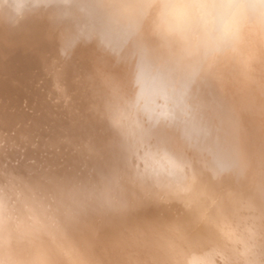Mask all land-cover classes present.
<instances>
[{
    "label": "clouds",
    "instance_id": "clouds-1",
    "mask_svg": "<svg viewBox=\"0 0 264 264\" xmlns=\"http://www.w3.org/2000/svg\"><path fill=\"white\" fill-rule=\"evenodd\" d=\"M52 7V0H0V23L17 26ZM92 7L99 23L134 31L148 61L162 70L161 83L187 87L179 103L145 115L129 100L118 70H110L107 116L124 138L125 169L97 185L68 182L56 195L18 177L0 181V264H102L78 235L125 213L137 192L195 211L197 223H212L215 235L171 220L146 240L136 264H239L238 226L227 205H209L204 195L214 181L264 197V152L249 150L245 126L254 110L264 114V0H96ZM143 79L141 70L136 84ZM206 80L221 94V111L208 124L225 145L222 162L210 169L198 152L151 142L155 129L189 118L196 104L191 87ZM248 210H258L251 197ZM245 255L251 258L244 264H264V245L248 244Z\"/></svg>",
    "mask_w": 264,
    "mask_h": 264
},
{
    "label": "rangeland",
    "instance_id": "rangeland-1",
    "mask_svg": "<svg viewBox=\"0 0 264 264\" xmlns=\"http://www.w3.org/2000/svg\"><path fill=\"white\" fill-rule=\"evenodd\" d=\"M53 2L65 7L70 15L73 14L72 17L74 19L82 22V26L81 24H78L81 29H79L80 31L78 32L82 31V34H79L78 32V34L75 33L76 35L73 32H71V34H66V29L61 27H58V29H61L60 31L57 28L52 31L49 29L50 33H46L48 30L43 27L37 28L35 30L36 33L31 32L26 28V32L24 33H26L25 35H27V37L34 36L32 33L35 35L42 34L47 37V43L51 40L52 35L55 34L54 32H56V37L59 39L61 38L60 41L63 44L61 45V42L59 41V46H56L57 50L54 45L49 46L53 52H55V50L56 52L61 50L58 53V56L55 55L49 57L45 54L47 50H44L43 54H41L44 61L51 63L50 68L53 73L51 74V77H48L51 78L49 80L44 76L45 74L41 67L42 63L38 57H31L24 53L28 50V48L24 49L27 46L21 45L22 47H20L18 53L17 51L11 53L12 59L17 58L16 55H18L22 61L24 56H28L27 59L25 58V62L23 61L25 65L22 67L27 74L25 78L19 76L21 73H15L18 72L17 70H12L11 68V72L6 70V62L0 58V181H3L4 179L6 180L12 174L14 177L17 176L18 178H23L22 180L28 183L31 182V185L32 183L33 185H39L40 187L47 189L52 195H56L68 182H83L88 185H97L100 184L105 177L110 176L116 170H123V168L125 169L126 167L125 162H127V159H123L124 155L123 152H121V147L124 145H121L119 139H115L118 138L120 132H118L112 124L111 126H108L110 122L107 116V88L105 84H103V81H105V76L110 70L117 68L120 81L132 103L140 108L144 107L146 104L153 105H148L149 107L147 106L145 109L141 108L145 115H149L153 110L167 109L169 106L179 103L182 99L183 90L187 85H181L178 81L168 80L161 83V80L159 81L158 78L160 79L162 70L155 68L148 61L146 53L142 51V48H138V46L140 47V44H138V40L132 29V31L129 30V32L128 28L115 29L98 22L97 15L92 7L96 0H52V3ZM42 11L41 17L44 19L49 11ZM5 24L6 23H0V28ZM96 26L100 27H98L100 31ZM10 28H13L15 32V34L13 33L14 35H19L18 30L16 31V29L19 28V25L10 26ZM96 29H98V31H96ZM62 30L65 31L63 34L61 33ZM88 30L91 32L89 33ZM122 30H124V34L122 33ZM110 31L116 34L118 32V34L114 35L113 33H110ZM52 32L53 34H51ZM109 33L111 37L109 36ZM25 35H20L19 37ZM77 35L80 36L78 37ZM120 35H122L121 37L126 36L125 39H116V37H119ZM65 37H72L73 39L67 40ZM127 37H134L135 39ZM36 39L37 40L35 41L40 42L37 37ZM32 40L33 39H28V42H32ZM118 40H120L121 44H119L120 42ZM126 40L128 41L129 46L136 48H131L132 50L135 49V52L132 51L130 47L128 48L131 52L127 47H124ZM134 43L136 46H134ZM34 44L36 45V43L30 45L34 46ZM117 45L123 46L120 48L121 46ZM60 46L64 47L61 48ZM53 48L55 50H53ZM58 48L60 49L59 51ZM118 48H120V51H118ZM121 49L127 50L124 52ZM52 51L49 52L53 53ZM121 51L124 52L125 55ZM127 51L130 52V54L127 53ZM138 51L140 53H138ZM120 52L122 53L123 59L121 58ZM1 53L0 50V56ZM137 53L139 61L136 55ZM128 54L135 55L136 57L129 56ZM9 55L6 58H8ZM127 56L131 57L134 62H130L131 58H127ZM69 57H72L70 62L67 60ZM127 59H129V61H127ZM119 60H121L120 62L122 63H120ZM64 61L67 65L66 67H68L69 64L70 68H66L63 65ZM135 61L138 63L134 67L133 63L135 64ZM118 62L124 66L122 65V67H120ZM71 63H74L73 65L77 63V67L72 69L70 66ZM128 66L133 67H130V69ZM40 69H42V71ZM60 70L62 72L65 70L67 74L69 70H73L74 73L72 72L73 74L70 73V75H72L74 79H69V74L68 76L63 75L62 72L59 74L58 71ZM141 70L144 73V79L139 86L140 88H138L136 87V78ZM56 72L59 75H57ZM42 73L43 75L41 76ZM53 77L54 80L52 79ZM97 79L102 80V82ZM156 80L157 83L155 84ZM154 84L160 86H155L156 88H154ZM134 86L135 89H133ZM199 86L201 85L196 84L191 87L192 94L195 98H198L199 96L211 97L213 94L215 95L220 92L218 86L212 80H208L202 88ZM156 89L158 91H156ZM164 89L166 93L164 91V95H160L159 93H162ZM135 90H137V93ZM159 90H161V92ZM134 92L137 96L139 95L136 97L138 100L137 102L136 98L135 100L131 98L132 93L136 95ZM151 96H153L154 99ZM145 100H147V103L144 102L146 104L143 105V101ZM148 101L150 103H148ZM216 105L221 110V105ZM193 110L188 120L193 117ZM209 113L210 112L207 114L209 115ZM254 114L256 115L257 127H260L261 131H263L264 114L259 110H255ZM11 115H13L12 118ZM10 118L12 123L10 122ZM195 119L198 120V118ZM195 119L192 118L190 120ZM246 120L245 122L249 123L248 117H246ZM106 121H108L107 124L105 123ZM176 126H179V124ZM154 131L161 133L173 132V130L170 128L168 129V127L157 128ZM151 142L153 144H158V141H155L154 139H152ZM160 145L163 144L161 143ZM9 162L12 165L9 164ZM36 163H38V165ZM22 167L24 169L23 171ZM204 167L210 169V166L206 162H204ZM6 171H8V173ZM7 175L9 176L7 177ZM215 183L216 182L214 181L211 182L205 193L216 195V193H218L216 191H224L225 188L230 189L229 187L231 186L229 184H218L215 186ZM139 199L141 200L139 201ZM130 201L131 203L128 210L131 211L127 210L120 215L105 217L97 226L85 228L78 235V239L82 246L85 248L91 247L97 254H99L98 258L102 261V264H106V262L107 264H125V262L128 264L130 260L132 261V263L130 262L131 264H136L139 256L140 259L142 258L141 255L138 254L141 251L138 247H142L140 238H144L143 234L146 231L145 229L151 225L152 220L158 224L162 222L164 224L174 219L186 221L188 220L185 219L186 215L189 217L190 214L195 212H187L181 206L176 204L167 206L158 205L150 196L140 192H137L135 196H130ZM132 202H134V204ZM138 204H140V206ZM139 210H141V212ZM97 227H99L100 230L98 235ZM136 241L141 245H134ZM136 256L138 257L137 259ZM122 258L126 261H122ZM114 259H117L118 262ZM118 259H120L121 262Z\"/></svg>",
    "mask_w": 264,
    "mask_h": 264
},
{
    "label": "bare ground",
    "instance_id": "bare-ground-1",
    "mask_svg": "<svg viewBox=\"0 0 264 264\" xmlns=\"http://www.w3.org/2000/svg\"><path fill=\"white\" fill-rule=\"evenodd\" d=\"M53 7L50 8V9H47L49 12H47V15L45 16L44 19H42L41 17V14L42 12L37 15H34L28 19H26L24 22L21 23V26L19 25V28L16 29V31L18 30L19 32V35H14L15 32L13 30V28H10V26L8 24H5L3 25L1 28H0V50H1V56L0 58L3 59L4 62H6V65L5 68L6 70H10V68L12 70H17L18 72H15V73H21V75H19L20 77H23L25 78V76H27V74L24 72V70L22 69V67H24L25 65V58L27 59L28 56H24L23 58V61L21 60V58L17 56V58L15 59H12L11 58V53H14L17 51L20 50V47H22L21 45L23 46H27L25 47L24 49H27V51H25L24 53L26 55H30L31 57H38V59L41 60V63H42V69H43V72H44V76L45 78L47 77H51V74L53 73V71H51V66H50V62H47V61H44L41 54H43L44 50H47L45 52V54H47L49 57H53V56H58V53L61 51L59 48H58V51L59 52H56L57 50V47L59 46L60 44V39L58 37H56V32H54L55 34H53V32L51 34L52 37H51V40L47 43V37L43 36L42 34H34L32 33L34 36H28L25 35L26 33V28L31 31V32H35V30L37 28H40V27H43V28H47L48 32L46 33H50V30H55V28L58 29V27L60 28H65L66 29V34H71V32H73L74 34L77 33L78 31H80L81 29L79 28V25L78 24H81L82 26V22L77 20V19H74L72 15H70L69 11L65 8V7H62L61 5L57 4L56 2H53ZM92 25V24H90ZM94 26V25H93ZM92 26V27H93ZM97 27V26H96ZM99 27V26H98ZM97 27V28H98ZM103 27V26H102ZM89 28V26H88ZM100 28V27H99ZM98 28V29H99ZM111 28V27H110ZM64 29V30H65ZM80 29V30H79ZM98 29H96V31H98ZM59 31L61 29H58ZM64 30H62V34L65 32ZM102 30V29H101ZM104 30V29H103ZM131 30V28L129 29L128 28V31ZM84 31V30H83ZM89 31V30H88ZM100 31V29H99ZM105 31V30H104ZM120 31V30H119ZM124 30H122V33H123ZM127 31V30H125ZM132 31V30H131ZM82 32V31H81ZM81 32H78L79 34H82ZM85 32V31H84ZM91 31H89L90 33ZM130 32V31H129ZM14 33V34H13ZM36 33V32H35ZM59 33V32H57ZM60 33V34H61ZM77 33V34H78ZM98 33V32H96ZM105 33V32H103ZM110 33H113L110 31ZM110 33H109V36H110ZM125 33V32H124ZM123 33V34H124ZM127 33V32H126ZM73 34V35H74ZM84 34H87V33H84ZM95 34V33H93ZM108 34V33H107ZM114 35H117L116 33H113ZM112 34V35H113ZM20 35H25V36H22V37H19ZM55 35V36H54ZM76 35V34H75ZM100 35V34H99ZM103 35V34H102ZM130 35V34H129ZM133 35V34H132ZM131 35V36H132ZM61 36V35H60ZM78 36V35H77ZM80 36V35H79ZM78 36V37H79ZM84 36V35H83ZM91 36V35H90ZM122 35H120L119 37H116V39H125V37H121ZM128 36V34H127ZM36 37L40 40V42L38 41H35L37 40ZM70 37V35H69ZM69 37H65L67 40H70V39H73L72 37L69 38ZM75 37V36H74ZM85 37V36H84ZM92 37V36H91ZM98 37V36H97ZM111 37V36H110ZM121 37V38H120ZM109 38V37H108ZM107 38V39H108ZM115 38V37H114ZM127 38H131L133 39L132 37H127ZM137 38V37H136ZM28 39H33L32 42H28ZM92 39V38H91ZM104 39V38H102ZM111 39V38H110ZM135 39V38H134ZM82 40V38H81ZM113 40V39H112ZM60 41V42H59ZM92 41V40H91ZM91 41H89L90 43H92ZM103 41V40H102ZM105 41V40H104ZM120 42V40H118ZM135 41V40H134ZM82 42V41H81ZM116 42V41H115ZM118 42V43H119ZM131 42V41H129ZM133 42V41H132ZM32 43H36V45L34 44L33 45H30ZM117 43V44H118ZM137 43V42H136ZM39 44V45H38ZM41 44V45H40ZM63 43L61 42V45ZM121 44V42L119 43ZM128 41L126 40V43L124 44V47H130L131 48H135V47H131L128 45ZM139 44V42H138ZM51 45H54L56 48V50L53 48V50H55V52H53L49 47ZM47 46V48H46ZM117 46H121V45H117ZM123 46V45H122ZM122 46L120 48H122ZM134 46L135 43H134ZM35 47V48H33ZM64 47V46H63ZM61 47V48H63ZM118 48V51H120ZM138 48H141V46ZM50 49V50H49ZM125 49V48H124ZM129 49V48H128ZM129 49V50H130ZM136 49V48H135ZM135 49H131L132 51H136ZM122 51H126V50H123L121 49ZM130 50V52H131ZM141 50V49H139ZM49 51H52L53 53L49 52ZM121 51V52H122ZM143 51V50H142ZM28 52V53H27ZM120 52V55H121V58L123 59V56H122V53L125 55L124 52L121 53ZM130 52L127 51V53L130 54ZM133 53V52H132ZM138 53H140L138 51ZM138 53L136 54L137 55V58H138ZM10 54V55H9ZM128 54V55H129ZM134 54V53H133ZM9 55L8 58H6L7 56ZM117 55H118V52H117ZM119 55V56H120ZM141 55V54H140ZM129 56H132L134 57L133 55H129ZM127 56V58H131ZM142 56V55H141ZM145 56V55H144ZM136 57V56H135ZM146 57V56H145ZM136 58V59H137ZM118 59V58H117ZM126 59V57H125ZM124 59V61H125ZM74 61V60H73ZM121 60H119L120 62ZM127 61H129V59H127ZM134 62V60L131 58L130 62ZM138 61H139V58H138ZM75 62V61H74ZM118 62V63H119ZM146 62V60H145ZM144 62V63H145ZM148 62V61H147ZM24 63V64H23ZM117 63V62H116ZM122 63V62H120ZM119 63V64H120ZM138 63V62H137ZM136 61H135V64L133 63V66L135 67V65L137 64ZM140 63V62H139ZM143 63V62H141ZM72 64V63H71ZM71 68L74 69L75 67H77V63L75 65H71ZM118 64V66H119ZM132 64V63H131ZM146 64V63H145ZM63 65L66 67L67 65L65 64V61L63 62ZM117 65V64H116ZM123 64H120V67H122ZM143 65V64H142ZM38 66V65H37ZM124 66V65H123ZM126 66V65H125ZM133 66H128L129 68L130 67H133ZM139 66V65H138ZM142 67V66H141ZM63 68V66H62ZM66 68H70L69 67V64H68V67ZM119 68V67H118ZM126 68V67H125ZM39 69V68H38ZM42 69H40L42 71ZM117 69V68H116ZM128 69V68H127ZM131 69V68H130ZM23 70V71H22ZM63 70V69H62ZM68 71V70H67ZM37 72V71H36ZM59 74H61L60 72H62L61 70L58 71ZM66 71L64 70V72H62L63 75H67L69 74V79H74L72 77V75H70V73L73 72L72 71H68V74L67 72L65 73ZM74 73V72H73ZM72 73V74H73ZM57 74V72H56ZM57 74V75H59ZM43 75V73L41 74V76ZM39 76H40V73H39ZM55 77V76H54ZM54 77L52 78L54 80ZM51 79V78H48V80ZM158 80L160 81V79L158 78ZM157 83V80L155 81V84ZM160 83V82H159ZM154 84V88H156L155 86H160V85H155ZM141 85V84H140ZM139 85V86H140ZM138 85H136V87L140 88ZM133 89H135V86L133 87ZM138 90V89H137ZM137 90L136 93H137ZM162 90V89H161ZM161 90H159L161 92ZM167 90V88H166ZM139 91V90H138ZM156 91H158L156 89ZM164 91L165 89L163 90L162 93H159L160 95H164ZM135 93V92H134ZM135 93V94H136ZM156 93V92H155ZM166 93V91H165ZM158 94V95H159ZM143 95V94H141ZM159 95V96H160ZM201 95V93H200ZM133 96V97H132ZM139 96V95H138ZM137 94L134 95L133 93L131 94V98L135 100L136 97H138ZM153 96L155 97V95L153 94ZM151 96V97H153ZM149 97V98H151ZM153 97V99H154ZM141 98V97H140ZM148 98V99H149ZM206 98L205 96H199L198 98H196V100H199V101H202V99ZM133 100V101H134ZM137 98H136V102H137ZM16 102V101H15ZM147 103V100L143 101V105H145ZM140 103V102H139ZM148 103H150L148 101ZM153 104V103H152ZM210 106L207 104H204L202 105V102L199 104L200 108H197V113L196 115H194V112L192 113V115L194 116L193 119L195 118H198V120H194L195 123L201 121L199 124L197 125H193L191 126L190 123L192 122V120H186L184 121L183 123H177V124H174V125H171V126H168V129L170 128L171 130H173L172 133H167V132H156V131H153L152 134H151V140L154 139L155 141H158V144H163V146H166V147H169L171 149H174V150H177V151H180V150H186V151H189V152H192V151H195V152H198L200 153L203 158H204V162H206L210 168L216 164V163H220L222 162V159H223V156H224V152H225V145H224V142L223 140L217 136L213 130L209 127V124H208V121L210 119H213L214 117H216L219 113H220V109L219 107L215 104V105H212V103H210ZM140 105V104H139ZM148 105H151V104H148ZM147 104L144 106V107H141V108H147L148 106ZM202 105V106H201ZM153 106V105H151ZM2 107V106H1ZM149 107V106H148ZM13 108V107H12ZM211 110V111H210ZM255 111V110H254ZM24 112V111H23ZM208 112L209 115L207 114ZM8 114V113H7ZM13 114V113H12ZM21 114V113H20ZM38 115V114H36ZM35 115V116H36ZM13 115H11V118H12ZM40 116V115H39ZM255 114L253 113L252 115L248 116V119H249V123L245 122V126H246V141H247V147L249 148V150L251 152H254V153H260V152H264V130L261 131L260 127H257V120L255 118ZM1 117V116H0ZM11 118H10V122H11ZM21 118V117H20ZM37 118V117H36ZM22 119V118H21ZM34 120V119H33ZM40 121V120H39ZM247 121V120H246ZM3 122V121H2ZM6 122V121H4ZM43 122V121H41ZM110 122V121H109ZM8 123V122H7ZM12 123V122H11ZM106 124L108 123V121L105 122ZM10 124V123H9ZM98 124V123H97ZM179 126H176L178 125ZM194 124V123H193ZM45 125V124H44ZM111 126V123L108 124V126ZM11 126V125H10ZM42 126V125H41ZM105 128H106V125H105ZM264 128V127H263ZM14 131V130H13ZM54 132V131H53ZM60 133V131H59ZM184 133H187L186 135L188 137H184ZM8 134V133H7ZM42 135V134H40ZM60 136V135H59ZM5 137V136H4ZM25 137V136H24ZM7 138V137H6ZM26 138V137H25ZM53 138V137H52ZM59 138V137H58ZM8 139V138H7ZM115 139H119L120 142H121V145H124V138L123 136L121 135V133H119L118 135V138H115ZM193 140V141H192ZM64 141V140H63ZM26 142V141H25ZM119 142V143H120ZM63 143V142H62ZM97 144V143H96ZM34 146V145H33ZM94 146V145H93ZM11 147V146H10ZM39 147V145H38ZM60 148V147H59ZM93 148V147H92ZM122 151L123 152V155H124V158L123 159H127V156H126V152H125V147L122 146L121 147ZM30 150V149H29ZM28 150V151H29ZM50 154V153H49ZM35 155V153H34ZM50 156V155H49ZM11 157V156H10ZM35 157V156H34ZM35 159V158H34ZM41 159V158H40ZM56 159V158H55ZM11 160V159H9ZM23 160V159H22ZM26 161V159H25ZM31 161V159H30ZM12 162V161H11ZM15 162V161H14ZM54 162V161H53ZM56 162V161H55ZM126 163V162H125ZM9 164H11L9 162ZM28 164V163H27ZM32 164V163H31ZM38 165V163H36ZM45 164V163H44ZM12 165V164H11ZM9 165V166H11ZM13 165H16V164H13ZM20 165V164H19ZM35 165V164H34ZM12 167V166H11ZM21 167V166H19ZM18 167V168H19ZM37 168V167H36ZM14 169V168H13ZM11 169V170H13ZM27 169V168H26ZM38 169V168H37ZM40 169V168H39ZM120 169V168H119ZM9 170V169H8ZM21 170V169H20ZM23 167H22V171H23ZM42 170V169H41ZM49 170V169H48ZM124 170V168H123ZM35 171V169H34ZM38 171V170H36ZM40 171V170H39ZM8 173V171H6ZM12 172V171H11ZM47 172V171H46ZM52 172V171H51ZM49 172V173H51ZM6 173V174H7ZM13 173V172H12ZM16 173V172H15ZM22 173V172H21ZM3 174V173H2ZM20 174V173H19ZM24 174V173H23ZM36 174V172H35ZM18 175V174H17ZM30 175V174H29ZM9 175H7L8 177ZM12 176V174H11ZM19 176V175H18ZM31 176V175H30ZM34 176V174H33ZM44 176V175H43ZM47 176V175H46ZM3 177V176H2ZM6 177V176H4ZM17 177V176H16ZM23 177V176H22ZM59 177V176H58ZM31 178V177H30ZM34 178V177H33ZM40 178V177H39ZM38 178V180H39ZM49 178V176H48ZM21 179V178H20ZM23 179V178H22ZM37 179V178H35ZM34 179V180H35ZM43 179V178H42ZM5 180V179H4ZM26 180V178H25ZM32 180V178H31ZM29 180V181H31ZM43 181V180H42ZM49 181V180H48ZM45 183V182H44ZM31 184V182L29 183ZM33 185V183H32ZM218 184L215 183V186H217ZM229 186V185H228ZM226 186V187H228ZM43 188V187H42ZM53 188V187H52ZM230 189H227L225 188L224 191H216L218 193H216V195L214 194H209V193H205L204 195V200H206L205 202L209 205H211L213 203V200H216V205L215 207H221V206H224V205H227L228 207V212H227V215H228V218L235 224L238 226V233L242 234V239L239 240L236 244H235V256L236 258L239 260V264H244L245 260L246 259H250L251 257L250 256H246L245 255V252H246V248H247V245L252 243V242H256L257 244L259 245H264V197L261 196V194L254 190V189H248V188H244V189H237L236 186L234 185H231L229 187ZM213 190V189H212ZM55 191V190H54ZM56 192V191H55ZM240 192H243V195L240 196L238 195V193ZM211 193V192H210ZM223 194V195H222ZM55 195V194H54ZM214 197V198H212ZM249 197L252 198V201L253 203L256 205L257 207V211H251V210H248V199ZM211 198V199H210ZM141 199H139L140 201ZM134 204V202H132ZM141 203V202H140ZM146 203V202H145ZM137 204V203H135ZM142 204V203H141ZM150 204V203H149ZM140 206V204H138ZM138 206V207H139ZM144 206V205H143ZM146 206V205H145ZM148 206V205H147ZM132 207V206H131ZM130 207V208H131ZM142 207V206H141ZM143 208H146V207H143ZM138 210V209H137ZM147 210V209H146ZM128 211H131V210H128ZM134 211V210H133ZM141 212V210H139ZM130 213V212H129ZM131 214V213H130ZM135 214V213H134ZM185 217V216H184ZM186 215V218L185 219H188L186 221H183L185 223H188V224H191L193 226V231L196 232V233H199L200 235L202 236H205V237H211V236H214L215 235V226L210 223V222H199L197 223V220H198V217H197V214L194 212L192 214L189 215ZM110 219V218H108ZM114 219V218H113ZM130 219V218H129ZM180 220V219H179ZM103 221V220H102ZM181 221V220H180ZM128 222V220H127ZM169 222V221H168ZM119 223V222H118ZM167 223V222H166ZM166 223L163 224L160 223H155L153 220L151 221V225L146 228L145 232H144V238H140V241H141V244H142V247L143 245L145 244L146 240L148 238H150L157 230H159L163 225H165ZM120 224V223H119ZM135 226V224H134ZM123 230V229H122ZM144 230V229H143ZM100 231V230H99ZM139 231V230H138ZM90 232V231H89ZM130 233V232H129ZM126 234V232H125ZM134 234V233H133ZM138 234V233H137ZM129 235V234H128ZM136 235V234H135ZM121 236V235H120ZM140 236V235H139ZM131 237V236H130ZM93 238V237H92ZM127 238V237H126ZM134 238V237H133ZM94 239V238H93ZM99 239V238H98ZM115 240V238H114ZM124 240V239H123ZM126 240V239H125ZM145 240V241H144ZM100 241V240H99ZM87 242V241H86ZM125 242V241H124ZM130 243V242H129ZM139 244L137 241L134 243V245H141ZM128 245V244H127ZM105 246V245H104ZM138 247V246H136ZM135 247V248H136ZM142 247H138L139 250L142 249ZM88 248V247H87ZM97 249V248H96ZM125 249V248H124ZM99 250V249H98ZM109 250V249H108ZM112 250V249H111ZM115 250V249H114ZM118 251V249H117ZM124 252V251H123ZM141 252V251H140ZM139 252V253H140ZM138 253V254H139ZM99 255V254H98ZM120 255V254H119ZM125 255V254H124ZM123 255V256H124ZM140 255V254H139ZM141 257L143 258V256L141 255ZM130 258V257H129ZM138 257L136 256V259ZM141 258V259H142ZM261 259H264V257H260ZM132 259V258H131ZM140 259V256L139 258L137 259L138 260H141ZM115 260V259H114ZM120 260V259H118ZM116 262L117 259L115 260ZM114 261V262H115ZM122 261L123 258H122ZM126 261V260H125ZM124 261V262H125ZM136 261V260H134ZM136 261V262H137ZM106 262V261H105ZM121 262V260H120ZM119 262V263H120ZM130 262L132 263V261L130 260ZM129 262V263H130ZM110 263V262H109ZM128 263V264H129ZM130 263V264H131ZM134 263V262H133ZM107 264V262H106ZM118 264V263H117ZM125 264H127L125 262ZM135 264V263H134Z\"/></svg>",
    "mask_w": 264,
    "mask_h": 264
},
{
    "label": "water",
    "instance_id": "water-1",
    "mask_svg": "<svg viewBox=\"0 0 264 264\" xmlns=\"http://www.w3.org/2000/svg\"><path fill=\"white\" fill-rule=\"evenodd\" d=\"M36 57V56H35ZM71 59H72V57H69V58H67V60L70 62L71 61ZM40 60V59H39ZM41 61V60H40ZM97 80H99V79H97ZM99 81H101L102 82V80H99ZM206 82H208V80H206V81H202V82H200V83H198L197 85H201V86H199L200 88H202L204 85H205V83ZM103 84H105V81H103ZM202 102V105H204V104H207V106L209 105L210 106V104H209V102L210 103H212V105H215V104H218V105H221V94H220V92L218 93V94H213L211 97H206V98H204V99H202V101H199V100H196V104H195V107L193 108L194 110V115H196V113H197V108H200V106H199V104ZM201 105V106H202ZM192 118H194V116L192 117ZM192 118H190V119H192ZM201 121H199L198 123L196 122L195 123V121L194 120H192V122L190 123V125L191 126H195V125H197V124H199ZM194 123V124H193ZM187 133H184V137L186 138V137H188L187 135H186ZM193 141V140H192Z\"/></svg>",
    "mask_w": 264,
    "mask_h": 264
}]
</instances>
